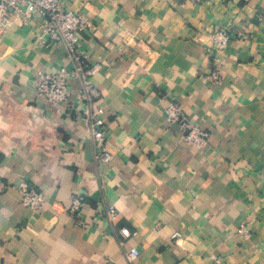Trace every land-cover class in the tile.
<instances>
[{"label":"crops","instance_id":"1","mask_svg":"<svg viewBox=\"0 0 264 264\" xmlns=\"http://www.w3.org/2000/svg\"><path fill=\"white\" fill-rule=\"evenodd\" d=\"M61 2L91 20L80 40L101 64L95 110L113 158L95 157L86 102L37 96L40 71L69 66L64 45L39 48L30 23L11 22L0 31V264H132V247L133 264H264V0ZM221 28L232 35L213 83ZM169 100L210 131L207 147L167 120ZM23 181L46 191L44 210L22 203ZM75 195L87 226L65 211Z\"/></svg>","mask_w":264,"mask_h":264},{"label":"built area","instance_id":"2","mask_svg":"<svg viewBox=\"0 0 264 264\" xmlns=\"http://www.w3.org/2000/svg\"><path fill=\"white\" fill-rule=\"evenodd\" d=\"M21 20L31 24L34 40L39 48L51 47L62 43L66 50L68 65L56 70H42L35 78L37 96L53 107L69 106L73 98L86 102L87 107L79 110V118L88 122V129L95 144V157L99 161L109 162L112 153L101 147L106 136L105 120L95 110V101L100 91L94 78L101 68L99 62L92 63L88 52L81 46V32L91 29V20L81 12L65 7L61 0H0V31L9 27L11 22ZM229 28H221L211 33L212 57L215 68L208 76L217 83L221 79L224 63L223 52L231 40ZM78 81L80 88L74 90L72 82ZM165 115L170 123H176L184 132L185 141L199 148L209 145L210 131L186 117L180 104L169 100L165 107ZM22 203L34 211L44 210L49 202L46 191L38 189L26 181L20 185ZM86 205L83 196L75 195L65 211L77 224L87 226L82 218V209ZM110 223L119 217V211L114 204H109L104 212ZM243 236H249L250 231L244 225L240 228ZM121 243L131 235L127 228L118 230ZM178 233H175L177 236ZM132 264L140 252L137 247L125 251Z\"/></svg>","mask_w":264,"mask_h":264}]
</instances>
